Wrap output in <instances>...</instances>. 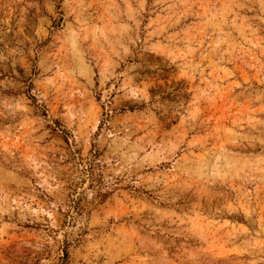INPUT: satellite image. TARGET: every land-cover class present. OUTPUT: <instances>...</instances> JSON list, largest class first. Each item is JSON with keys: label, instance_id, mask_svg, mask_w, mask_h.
I'll return each instance as SVG.
<instances>
[{"label": "rangeland", "instance_id": "374dc122", "mask_svg": "<svg viewBox=\"0 0 264 264\" xmlns=\"http://www.w3.org/2000/svg\"><path fill=\"white\" fill-rule=\"evenodd\" d=\"M0 264H264V0H0Z\"/></svg>", "mask_w": 264, "mask_h": 264}, {"label": "trees", "instance_id": "16d2710c", "mask_svg": "<svg viewBox=\"0 0 264 264\" xmlns=\"http://www.w3.org/2000/svg\"><path fill=\"white\" fill-rule=\"evenodd\" d=\"M31 98L35 100V98H34V97H31Z\"/></svg>", "mask_w": 264, "mask_h": 264}]
</instances>
